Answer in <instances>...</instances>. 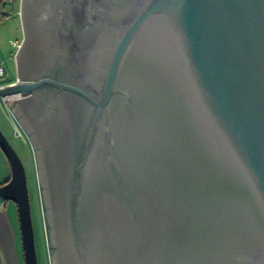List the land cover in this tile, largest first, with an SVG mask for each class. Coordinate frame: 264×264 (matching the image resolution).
<instances>
[{
	"label": "water",
	"instance_id": "obj_1",
	"mask_svg": "<svg viewBox=\"0 0 264 264\" xmlns=\"http://www.w3.org/2000/svg\"><path fill=\"white\" fill-rule=\"evenodd\" d=\"M19 17L0 98L19 96L49 264H264V0H20ZM0 150L38 264L1 130Z\"/></svg>",
	"mask_w": 264,
	"mask_h": 264
},
{
	"label": "rangeland",
	"instance_id": "obj_2",
	"mask_svg": "<svg viewBox=\"0 0 264 264\" xmlns=\"http://www.w3.org/2000/svg\"><path fill=\"white\" fill-rule=\"evenodd\" d=\"M19 2L20 0H16L11 4L9 0L0 1V57L4 62L5 70V76L0 81V85L2 86L13 83L16 79V70L13 64H11L9 57L16 50L12 46V42L21 41L23 38L19 17ZM14 123L13 117L8 113L3 99L0 98V130L21 159L27 176L37 263L49 264L48 247L43 224V209L34 157L26 135L21 128H16ZM17 131L21 133V137L18 136Z\"/></svg>",
	"mask_w": 264,
	"mask_h": 264
},
{
	"label": "crops",
	"instance_id": "obj_3",
	"mask_svg": "<svg viewBox=\"0 0 264 264\" xmlns=\"http://www.w3.org/2000/svg\"><path fill=\"white\" fill-rule=\"evenodd\" d=\"M11 176L10 166L0 150V186ZM0 264H25L16 205L0 199Z\"/></svg>",
	"mask_w": 264,
	"mask_h": 264
},
{
	"label": "built area",
	"instance_id": "obj_4",
	"mask_svg": "<svg viewBox=\"0 0 264 264\" xmlns=\"http://www.w3.org/2000/svg\"><path fill=\"white\" fill-rule=\"evenodd\" d=\"M16 0H9V3H14ZM4 76H5V70H4V62L2 61V59H1V57H0V81L4 78ZM5 86H2V85H0V90L1 89H3ZM19 98V96H10V97H7V98H4L3 99V101H4V103H5V105H6V108H7V111H8V113H10V115L13 117V115H12V112H11V110L7 107V103L8 102H10V101H14V100H16V99H18ZM13 120H14V124H15V126H16V128H19L20 129V127L18 126V124H17V122L15 121V119H14V117H13ZM17 134H18V136L19 137H21L22 135H21V133L19 132V131H17Z\"/></svg>",
	"mask_w": 264,
	"mask_h": 264
},
{
	"label": "flooded vegetation",
	"instance_id": "obj_5",
	"mask_svg": "<svg viewBox=\"0 0 264 264\" xmlns=\"http://www.w3.org/2000/svg\"><path fill=\"white\" fill-rule=\"evenodd\" d=\"M20 21H21V19H20ZM21 29H22V32H23L22 24H21ZM23 37H24V34H23ZM22 41H23V38H22L21 41L12 42V46L16 48L15 52L10 54V57H9V59L11 61V64H13V66H14V68L16 70V79H15V81L13 83H15L17 81L16 54H17L18 48L21 45ZM11 107H12V105H11Z\"/></svg>",
	"mask_w": 264,
	"mask_h": 264
},
{
	"label": "trees",
	"instance_id": "obj_6",
	"mask_svg": "<svg viewBox=\"0 0 264 264\" xmlns=\"http://www.w3.org/2000/svg\"><path fill=\"white\" fill-rule=\"evenodd\" d=\"M0 1H8V0H0Z\"/></svg>",
	"mask_w": 264,
	"mask_h": 264
}]
</instances>
